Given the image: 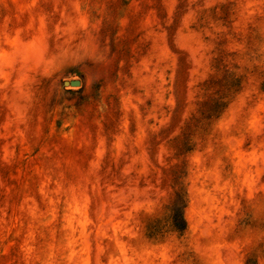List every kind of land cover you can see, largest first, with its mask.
<instances>
[{
  "label": "rangeland",
  "instance_id": "rangeland-1",
  "mask_svg": "<svg viewBox=\"0 0 264 264\" xmlns=\"http://www.w3.org/2000/svg\"><path fill=\"white\" fill-rule=\"evenodd\" d=\"M0 264H264V0H0Z\"/></svg>",
  "mask_w": 264,
  "mask_h": 264
},
{
  "label": "water",
  "instance_id": "water-1",
  "mask_svg": "<svg viewBox=\"0 0 264 264\" xmlns=\"http://www.w3.org/2000/svg\"><path fill=\"white\" fill-rule=\"evenodd\" d=\"M66 85H73V86H76V85H80V80H77V79H73V80H66L64 82Z\"/></svg>",
  "mask_w": 264,
  "mask_h": 264
}]
</instances>
